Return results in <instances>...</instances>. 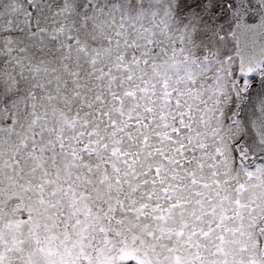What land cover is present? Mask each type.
Wrapping results in <instances>:
<instances>
[{"label": "snow or ice", "instance_id": "1", "mask_svg": "<svg viewBox=\"0 0 264 264\" xmlns=\"http://www.w3.org/2000/svg\"><path fill=\"white\" fill-rule=\"evenodd\" d=\"M0 264H264V0H0Z\"/></svg>", "mask_w": 264, "mask_h": 264}]
</instances>
